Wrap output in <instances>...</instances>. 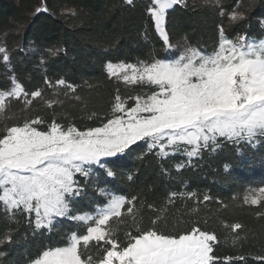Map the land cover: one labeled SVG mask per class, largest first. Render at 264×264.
Listing matches in <instances>:
<instances>
[{"label":"trees","instance_id":"16d2710c","mask_svg":"<svg viewBox=\"0 0 264 264\" xmlns=\"http://www.w3.org/2000/svg\"><path fill=\"white\" fill-rule=\"evenodd\" d=\"M149 2L134 0L128 5L125 0H0V46L11 58L10 67L0 60V90L10 87L14 74L25 91L42 93L27 107L23 100L10 99L5 112L0 113V128L5 124L22 125L26 119L37 117L44 121L37 126L40 128H47L53 120L62 127L75 126L79 130L101 126L117 94L128 107L135 105L134 97L145 96L155 88L110 77L105 70L108 62L167 60L179 54L185 38L189 45L211 53L218 47L217 26L221 23L229 38L247 34L254 42L264 39V0H220L219 5L215 0H186L187 7L177 5L167 13L170 40L178 46L169 56L146 13ZM221 10L226 13L224 17L219 15ZM232 10L243 13L245 19L231 23L228 13ZM51 48L62 51L49 56ZM45 77L53 87L44 83ZM57 79L74 85L76 91L57 86ZM48 100L55 101L51 107ZM156 152L146 151L145 142L138 141L115 160V178L98 172L87 189L88 198L81 200L79 207L93 210L102 206L106 198L96 191L98 183L127 200L136 198L105 227L114 230L121 246L127 242L126 233L137 234V224L172 235L195 226L217 237L213 243L215 254L221 258L218 264H245L235 260L241 255L247 264H264L255 259L264 254V215H257L264 213V201L258 205L244 202L249 190L264 187V138L252 144L224 142L215 152L202 150L191 163L180 153L161 159ZM180 162L185 166L177 170L175 165ZM226 163L228 171L224 169ZM77 179L83 183L82 177ZM173 192L178 195L172 197ZM190 192L196 195L189 196ZM205 194L211 199L204 201ZM128 208H132L131 213ZM236 223L242 227L233 230ZM11 229L13 242L0 243V264H29L43 250L66 247L73 233L82 235L86 231L66 219L43 234L32 235L21 221ZM94 245L91 242L89 249L96 260L100 254ZM226 257L233 259L225 261ZM85 259L87 256L82 257Z\"/></svg>","mask_w":264,"mask_h":264},{"label":"snow or ice","instance_id":"6c2138e0","mask_svg":"<svg viewBox=\"0 0 264 264\" xmlns=\"http://www.w3.org/2000/svg\"><path fill=\"white\" fill-rule=\"evenodd\" d=\"M125 3L133 5L134 0ZM215 3L219 5L220 0ZM177 5L187 7L186 0H150L145 6L169 56L178 46L170 40L166 17ZM225 14L224 10L219 12L221 17ZM228 17L231 23L245 19L236 10ZM217 27L218 47L211 53L189 45L185 38L178 58L168 62L155 58L137 64L108 62L110 77L124 73L125 83H145L155 88L145 96L134 97L135 105L128 107L117 94L101 126L79 130L62 127L53 120L47 128H40L37 126L44 121L37 117L26 119L22 125L5 124L0 128V210L5 219L26 217L34 234L55 230L62 219L86 230L82 235L73 233L66 247L43 250L29 264H218L221 258L215 254L213 243L217 237L195 226L172 235L137 224V234L126 233L127 242L121 246L114 230L104 226L110 218L120 217L121 209L135 197L127 200L97 183L96 191L106 198L102 206L93 210L79 207L81 200L88 198L87 189L98 172L115 178V160L138 141L145 142L148 152L156 149L161 159L180 153L191 163L202 150L215 152L224 142L252 144L264 138V39L254 42L247 34L229 38L223 23ZM60 51L51 48L48 55L54 57ZM0 54V60L10 67V54L4 46H0ZM44 83L53 87L47 77ZM55 84L76 91L64 79H57ZM41 95L40 90L25 91L13 74L10 87L0 90V113L5 112L10 99L23 100L27 107ZM54 102L48 100L47 104L51 107ZM184 166V162L175 165L177 170ZM224 169L229 170L227 163ZM77 177H82L83 183ZM176 195L171 193L172 197ZM210 199L207 194L203 196L204 201ZM262 201L264 187L251 189L244 197V202L252 205ZM241 227L239 223L232 225L233 230ZM12 232L6 225L0 243L13 242ZM91 242H95L99 259L91 255ZM83 256L87 259L82 260ZM224 259L231 261L233 257ZM255 259L264 261V254ZM235 260L247 264L243 255Z\"/></svg>","mask_w":264,"mask_h":264},{"label":"rangeland","instance_id":"374dc122","mask_svg":"<svg viewBox=\"0 0 264 264\" xmlns=\"http://www.w3.org/2000/svg\"><path fill=\"white\" fill-rule=\"evenodd\" d=\"M255 42H258V41H255ZM173 58H178V55L175 56V57H171L170 59H167L166 62H168L169 60H171V59H173ZM105 70H106V66H105ZM106 72H107V70H106ZM107 74H108V72H107ZM129 74H131L130 71H129ZM123 75H124V73H120L119 76H111V77H113V78H115V79H117V80H119V81H123V82H124V80L122 79ZM131 84H134V83H131ZM218 139H223V138H218ZM184 147H190V146H187V145H181V148H184ZM166 150H167V149H166ZM186 157H187V156H186ZM187 158H188V157H187ZM193 158H194V157H193ZM18 221H21L22 224H23V225L29 230V232H30L32 235H36V233L34 234V233L32 232V229L29 227V225H28V223H27V218H26V217H24V216H18L17 219H16L15 221H7V220L5 219V217H4V213H3V211L0 210V236L4 234V231H5V227H6V225H7L8 228L11 229V228L13 227V225H14L16 222H18ZM104 227H106V225H105Z\"/></svg>","mask_w":264,"mask_h":264}]
</instances>
